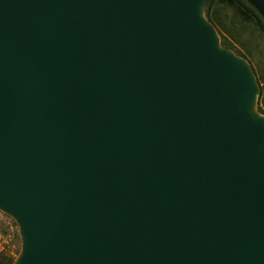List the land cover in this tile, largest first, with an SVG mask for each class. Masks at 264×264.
Returning a JSON list of instances; mask_svg holds the SVG:
<instances>
[{
  "label": "water",
  "instance_id": "95a60500",
  "mask_svg": "<svg viewBox=\"0 0 264 264\" xmlns=\"http://www.w3.org/2000/svg\"><path fill=\"white\" fill-rule=\"evenodd\" d=\"M198 3L0 0L13 264H264L257 83Z\"/></svg>",
  "mask_w": 264,
  "mask_h": 264
},
{
  "label": "rangeland",
  "instance_id": "374dc122",
  "mask_svg": "<svg viewBox=\"0 0 264 264\" xmlns=\"http://www.w3.org/2000/svg\"><path fill=\"white\" fill-rule=\"evenodd\" d=\"M245 1L258 12L264 22V11L252 0ZM210 2L199 0L197 17L212 27L217 48L230 54L238 64L253 73L258 95L252 104L251 113L254 117H264V32L257 21L245 16L237 6L220 0L209 10ZM26 246L21 220L0 207V255L13 258L16 262Z\"/></svg>",
  "mask_w": 264,
  "mask_h": 264
},
{
  "label": "trees",
  "instance_id": "16d2710c",
  "mask_svg": "<svg viewBox=\"0 0 264 264\" xmlns=\"http://www.w3.org/2000/svg\"><path fill=\"white\" fill-rule=\"evenodd\" d=\"M220 0H211L209 4V10L211 9L212 5ZM227 1L230 4H233L237 6V8H240L245 16H248L251 20H255L259 23L262 31L264 32V22L258 12L250 5L248 4L245 0H224ZM263 112L262 110H260ZM14 259L10 258L8 256L0 255V264H13Z\"/></svg>",
  "mask_w": 264,
  "mask_h": 264
},
{
  "label": "bare ground",
  "instance_id": "6f19581e",
  "mask_svg": "<svg viewBox=\"0 0 264 264\" xmlns=\"http://www.w3.org/2000/svg\"><path fill=\"white\" fill-rule=\"evenodd\" d=\"M250 116H252V115L250 114ZM22 259H23V258H20V259L17 261V263H16V264H21V262H22Z\"/></svg>",
  "mask_w": 264,
  "mask_h": 264
}]
</instances>
